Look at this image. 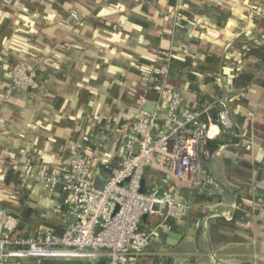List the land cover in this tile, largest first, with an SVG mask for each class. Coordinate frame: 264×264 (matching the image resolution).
Returning a JSON list of instances; mask_svg holds the SVG:
<instances>
[{
    "label": "crops",
    "instance_id": "1",
    "mask_svg": "<svg viewBox=\"0 0 264 264\" xmlns=\"http://www.w3.org/2000/svg\"><path fill=\"white\" fill-rule=\"evenodd\" d=\"M164 54L173 56L169 85L188 106L232 97L234 127L222 138L210 126L211 177L201 190L180 188L161 168L146 171L147 191L172 189L186 209L173 230L183 234L179 242L171 246L161 233L137 262L264 264L256 215L264 202V0H0V98L11 67L38 69L35 89L0 102V206L19 216L15 234L60 232L73 221L60 194L48 198L34 179L39 166H67L104 126L111 129L96 168L117 166L120 134L143 99H155ZM151 60L149 73L142 64ZM242 75L250 80L240 84ZM160 219L149 215L144 227Z\"/></svg>",
    "mask_w": 264,
    "mask_h": 264
},
{
    "label": "built area",
    "instance_id": "2",
    "mask_svg": "<svg viewBox=\"0 0 264 264\" xmlns=\"http://www.w3.org/2000/svg\"><path fill=\"white\" fill-rule=\"evenodd\" d=\"M170 13L176 26L181 15L179 7L172 8ZM72 16L77 18L76 12ZM172 58L171 54H164L162 58L157 98L142 101L143 106L147 101L154 102V112L149 113L141 106L121 132L122 151L117 166L96 168L102 158L100 147L111 129L109 126L99 130L89 152L76 154L67 166L46 162L39 166L34 179L48 198L60 194L63 215L75 222H69L60 232L39 228L33 234H15L19 216L0 206V264H22L21 258H33L39 264L45 260L138 264L154 239L174 230L178 213L186 209V204L172 189L141 192L146 171L161 168L180 188L201 190L211 177L210 162L214 152L209 146L210 126L214 123L228 132L234 127V120L232 97L228 93L201 106H188L184 95L169 85ZM7 73L8 85L0 102L38 85V69H30L23 61ZM147 87L149 91L150 86ZM99 170L111 171L103 188L95 186ZM155 204L159 205L158 210L154 209ZM149 215L161 217L154 228L144 227V216ZM256 215L264 223V202L256 207ZM10 258L18 260L11 262Z\"/></svg>",
    "mask_w": 264,
    "mask_h": 264
},
{
    "label": "water",
    "instance_id": "3",
    "mask_svg": "<svg viewBox=\"0 0 264 264\" xmlns=\"http://www.w3.org/2000/svg\"><path fill=\"white\" fill-rule=\"evenodd\" d=\"M156 108V104L154 102L151 101H147L144 104V110L149 112V113H153L154 110ZM222 138H230L231 135L228 132H222L221 134ZM111 175V171L110 170H99L98 171V175L95 181V186L97 188H103V186L106 183V178L109 177ZM147 190L145 188V181L143 180L142 182V189L141 192L145 193ZM154 209L158 210L159 209V205L155 204L154 205ZM31 208H27L24 216L22 217L23 221H28L31 217ZM146 218V216H144ZM72 222H75V219H73ZM183 234L179 231H171L167 234V238H166V242L171 245V246H175L179 240L182 238ZM11 262H16L18 259L17 258H10L9 259ZM20 262L22 264H39V262L36 259L33 258H21ZM86 262L84 261H79V260H45L43 262H41V264H85Z\"/></svg>",
    "mask_w": 264,
    "mask_h": 264
},
{
    "label": "trees",
    "instance_id": "4",
    "mask_svg": "<svg viewBox=\"0 0 264 264\" xmlns=\"http://www.w3.org/2000/svg\"><path fill=\"white\" fill-rule=\"evenodd\" d=\"M150 62V63H148ZM146 64H142V66H144L147 70V72H151V66L149 64H153L154 63V60H151V61H145ZM155 77H160V74L157 72L156 74H154ZM250 80V77L249 76H246V75H242L240 77V84H242L243 82H248ZM242 82V83H241ZM160 85H161V81L157 80V82L154 84L153 88H152V94H149V97L150 98H157V95H156V92L159 90L160 88ZM217 113V109L214 110V115H216ZM128 127V126H127ZM211 144H209L210 146ZM211 148V147H210Z\"/></svg>",
    "mask_w": 264,
    "mask_h": 264
}]
</instances>
